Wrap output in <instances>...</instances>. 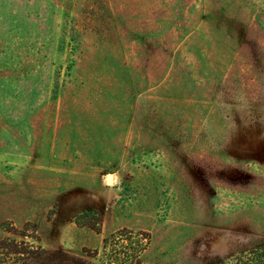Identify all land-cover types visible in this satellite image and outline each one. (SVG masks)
I'll return each mask as SVG.
<instances>
[{"label":"rangeland","instance_id":"374dc122","mask_svg":"<svg viewBox=\"0 0 264 264\" xmlns=\"http://www.w3.org/2000/svg\"><path fill=\"white\" fill-rule=\"evenodd\" d=\"M7 221L72 258L145 230L147 264L263 241L264 0H0Z\"/></svg>","mask_w":264,"mask_h":264},{"label":"trees","instance_id":"16d2710c","mask_svg":"<svg viewBox=\"0 0 264 264\" xmlns=\"http://www.w3.org/2000/svg\"><path fill=\"white\" fill-rule=\"evenodd\" d=\"M77 218L79 224L100 232L102 210L87 208ZM0 230V264H147L143 256L151 242L148 231L122 227L104 237L100 247L86 250L84 258H72L45 248L33 223L17 228L7 221ZM208 264H264V240Z\"/></svg>","mask_w":264,"mask_h":264}]
</instances>
